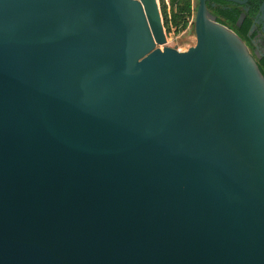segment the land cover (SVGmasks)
I'll list each match as a JSON object with an SVG mask.
<instances>
[{
  "label": "water",
  "instance_id": "1",
  "mask_svg": "<svg viewBox=\"0 0 264 264\" xmlns=\"http://www.w3.org/2000/svg\"><path fill=\"white\" fill-rule=\"evenodd\" d=\"M208 1L180 51L156 0H0V264H264V75Z\"/></svg>",
  "mask_w": 264,
  "mask_h": 264
},
{
  "label": "flooded vegetation",
  "instance_id": "2",
  "mask_svg": "<svg viewBox=\"0 0 264 264\" xmlns=\"http://www.w3.org/2000/svg\"><path fill=\"white\" fill-rule=\"evenodd\" d=\"M237 1L244 4L227 0H209L207 8L219 24L238 35L258 67L264 69V0ZM198 4L199 0H196V6Z\"/></svg>",
  "mask_w": 264,
  "mask_h": 264
},
{
  "label": "rangeland",
  "instance_id": "3",
  "mask_svg": "<svg viewBox=\"0 0 264 264\" xmlns=\"http://www.w3.org/2000/svg\"><path fill=\"white\" fill-rule=\"evenodd\" d=\"M156 1L160 7L159 0ZM167 12L170 18L171 32L167 34L165 29L166 40H165V44L161 47H171V48H177L180 51H187L190 47L196 44L195 32L192 29V26L194 25V21L191 25L190 22H192V19L190 18L188 22L189 24L188 28L186 30H182L184 18L175 16L174 8H172L171 6L167 8ZM160 14L163 22L161 10H160Z\"/></svg>",
  "mask_w": 264,
  "mask_h": 264
},
{
  "label": "trees",
  "instance_id": "4",
  "mask_svg": "<svg viewBox=\"0 0 264 264\" xmlns=\"http://www.w3.org/2000/svg\"><path fill=\"white\" fill-rule=\"evenodd\" d=\"M159 2H160V10L163 17L164 28L166 29L167 34H169L171 32V24L167 12V8H168L167 2L166 0H159ZM172 5L175 12L174 15L177 17L184 18L182 30H186L189 26L188 22L190 18L196 12L197 9L196 0H172ZM192 29L194 30V25L192 26ZM260 70L264 75V69L261 67Z\"/></svg>",
  "mask_w": 264,
  "mask_h": 264
},
{
  "label": "crops",
  "instance_id": "5",
  "mask_svg": "<svg viewBox=\"0 0 264 264\" xmlns=\"http://www.w3.org/2000/svg\"><path fill=\"white\" fill-rule=\"evenodd\" d=\"M166 2H167V6H168V7L171 6V7L173 8L172 0H166Z\"/></svg>",
  "mask_w": 264,
  "mask_h": 264
},
{
  "label": "built area",
  "instance_id": "6",
  "mask_svg": "<svg viewBox=\"0 0 264 264\" xmlns=\"http://www.w3.org/2000/svg\"><path fill=\"white\" fill-rule=\"evenodd\" d=\"M192 22H190V24L192 25L193 21L195 20V14H193V16L191 17Z\"/></svg>",
  "mask_w": 264,
  "mask_h": 264
}]
</instances>
